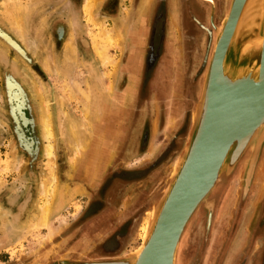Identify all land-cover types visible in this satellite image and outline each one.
Here are the masks:
<instances>
[{"label": "rangeland", "instance_id": "obj_1", "mask_svg": "<svg viewBox=\"0 0 264 264\" xmlns=\"http://www.w3.org/2000/svg\"><path fill=\"white\" fill-rule=\"evenodd\" d=\"M162 2L149 11L142 0H0V29L21 47L0 35V264L117 262L143 244L189 144L232 0H166L159 17ZM30 79L50 110L51 159ZM10 82L29 101L30 148ZM263 162L264 146L256 158L249 148L221 175L186 226L176 264H264Z\"/></svg>", "mask_w": 264, "mask_h": 264}, {"label": "water", "instance_id": "obj_2", "mask_svg": "<svg viewBox=\"0 0 264 264\" xmlns=\"http://www.w3.org/2000/svg\"><path fill=\"white\" fill-rule=\"evenodd\" d=\"M261 3L256 9L255 0H232L222 26L216 29L189 144L177 163L169 187L154 209L143 244L123 260L93 264H176L186 226L215 189L221 175L230 173L249 148L255 158L259 156L264 146V47L260 43L264 37V1ZM0 35L21 51L18 43L1 29ZM253 42H258L259 47H253ZM10 83L11 111L22 144L30 148L36 145L37 138L28 113L29 101L20 86ZM221 85L226 92L234 94L233 98L225 100ZM16 90L26 99L23 112L30 121L27 125L15 110L13 93ZM242 90L250 92L251 98L260 102V110L249 122L247 134L235 128L237 123L230 127L240 106L246 108L239 101ZM243 110L244 115L249 112Z\"/></svg>", "mask_w": 264, "mask_h": 264}, {"label": "bare ground", "instance_id": "obj_3", "mask_svg": "<svg viewBox=\"0 0 264 264\" xmlns=\"http://www.w3.org/2000/svg\"><path fill=\"white\" fill-rule=\"evenodd\" d=\"M151 1L152 0H143L144 5L146 6V10H148L149 9L148 7H150V5L152 4ZM255 1H256L257 5L256 4H254V5H256V9H258L263 4V3H261V1L263 2L264 0H255ZM173 4H174V2H173ZM240 16H241V14H240ZM240 16H239V18H240ZM13 19H14L13 21H15L16 23L20 21V24L23 21V20L20 19V16L16 15V14L13 15ZM19 32H20L21 35L24 36V33L21 30ZM111 32H112L111 30H108L106 32V36L110 40H111V37H110L111 36ZM260 43L264 47V37H263V39H261ZM256 45L259 47V43L258 42H253L252 43V46L255 47V48H257ZM29 82H30V85H31L30 87H31L32 94H33V96H34V98L36 100V103H37V109H38V113H39L40 129H41V136H42V138H43V140L45 142V150H44L45 156L48 159H51L54 156V153H53L54 151H53V128H52L50 110H49L48 104H47V102L45 100V97L43 96V91H42L41 86L36 84V82L33 79H30ZM221 89L224 91L225 100H227L228 98H233L234 94H230V93L226 92V90L223 89L222 85H221ZM13 101H14L15 110H17L21 114L22 118L25 121V125H27V123H29L30 121L25 119L24 112H23L24 107H26V99H25L24 95L19 90H16L13 93ZM239 101H242L243 104H245L246 108L244 106H240V108H239L240 111L238 110L236 119L234 121H231L230 127L232 125H234L235 123H237V124H235V128L238 129V130L241 129V131H240L241 134H247L248 133V129H249L248 128L249 127L248 126L249 122L258 114V112L260 110V102L257 101V100L252 99L251 96H250V92H248L246 90H242V95L240 96ZM99 102H101L100 99H99ZM243 109H248L249 112H247L244 115L243 112L245 110H243ZM72 133H73L74 136L76 135L74 127H73V130H72ZM262 164H264V162ZM260 174H262V172H260ZM49 203L50 202H48L41 209L40 221H39L40 225L44 226V225H47L46 223H48L47 222V220H48L47 218H48V215H49V212H50V208H49L50 204Z\"/></svg>", "mask_w": 264, "mask_h": 264}, {"label": "flooded vegetation", "instance_id": "obj_4", "mask_svg": "<svg viewBox=\"0 0 264 264\" xmlns=\"http://www.w3.org/2000/svg\"><path fill=\"white\" fill-rule=\"evenodd\" d=\"M143 1V0H142ZM163 2H166V0H162ZM167 1H169V0H167ZM162 2V7H160L161 8V11H159V13H158V16L160 17H162L163 15V9H164V6L166 7V5H164V3ZM174 2V1H173ZM173 2H172V4H173ZM151 8H152V4L150 5V10L149 11H151ZM167 8V7H166ZM193 11H194V13L196 14V15H199L200 14V11H199V9H198V7L196 6V5H193ZM162 14H161V13ZM154 23V22H153ZM190 23H189V21H188V25H189ZM190 25H192V26H194L193 24H190ZM192 26H190V27H192ZM151 57V56H150ZM146 59H147V57H146ZM149 60H150V62L152 63L153 62V60H154V57H151V58H149L148 59V62H149Z\"/></svg>", "mask_w": 264, "mask_h": 264}, {"label": "crops", "instance_id": "obj_5", "mask_svg": "<svg viewBox=\"0 0 264 264\" xmlns=\"http://www.w3.org/2000/svg\"><path fill=\"white\" fill-rule=\"evenodd\" d=\"M109 106V105H108Z\"/></svg>", "mask_w": 264, "mask_h": 264}]
</instances>
